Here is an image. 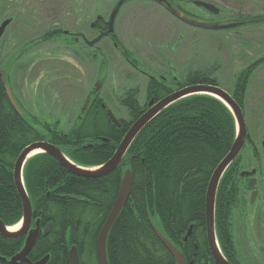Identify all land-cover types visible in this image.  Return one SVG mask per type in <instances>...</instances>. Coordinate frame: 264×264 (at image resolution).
Instances as JSON below:
<instances>
[{"label":"trees","instance_id":"obj_1","mask_svg":"<svg viewBox=\"0 0 264 264\" xmlns=\"http://www.w3.org/2000/svg\"><path fill=\"white\" fill-rule=\"evenodd\" d=\"M141 1L153 3L151 0ZM168 1L192 18L209 21L204 15H194L186 9L187 5L193 7L196 0ZM200 1L217 7H229L230 4L229 9L221 11L219 15L227 12L230 14L227 20L264 15V0ZM195 10L212 16L204 9L196 7ZM30 18L33 17H26V20ZM95 21L98 30H106L105 19ZM258 25L244 28L254 29ZM59 29L54 27L45 32L38 42L60 36L63 33ZM67 32L69 35L72 33ZM63 36L67 37L65 32ZM254 38L252 33L240 42L248 51L258 53ZM117 39L116 34L107 39L112 44L110 49L118 48L123 59L137 67L139 62L130 58ZM36 42L31 41L27 47L21 48L12 57L14 62L26 55H22L25 49L30 46L36 48ZM79 42L72 43L77 55L87 53L96 63L104 60L105 55L99 45L90 48L84 42ZM102 62L104 65L99 77L107 79L108 63L107 60ZM4 63L0 58V70L5 68ZM215 79L209 72L199 69L187 71L184 80L150 77L144 104L140 101L138 89L123 87L118 102L127 117L115 116L120 126L108 116L110 108L99 92L92 97L85 115L81 119L79 116L71 130L65 132L56 130L57 125L53 128L48 124L40 125L36 118L26 112L15 94L10 74L8 83L24 112L21 116L10 103L0 77V220L7 227H14L23 218V205L14 181V167L30 145L46 141L61 149L78 166L100 167L115 155L131 126L148 111L151 100L158 102L194 85L220 87L221 84ZM233 82L234 89L229 93L244 108L250 78L235 76ZM235 139L236 123L230 110L213 97L193 96L175 103L155 118L136 138L118 169L108 176L81 178L69 173L48 154L32 157L24 168L23 176L33 207L32 228H36L39 222L40 235L28 259L37 263L49 256L47 264H70V251L75 247L81 264H99L98 238L117 200L124 173L130 169L134 177L133 188L126 207L108 237L109 264H176L157 237L154 226L184 254L189 264H216L207 240L206 195L214 172L230 153ZM235 165L233 163L222 178L216 203V224L223 254L231 247L229 218L237 196L230 195V185L234 182L231 172ZM192 226L193 232L185 242ZM25 240L26 237L5 239L0 235V258L7 259L6 262L0 261V264H10V260L23 250ZM227 260L231 264H242L236 259Z\"/></svg>","mask_w":264,"mask_h":264},{"label":"rangeland","instance_id":"obj_2","mask_svg":"<svg viewBox=\"0 0 264 264\" xmlns=\"http://www.w3.org/2000/svg\"><path fill=\"white\" fill-rule=\"evenodd\" d=\"M118 1L0 0V25L8 19L13 21L0 41V58L2 63L6 62L4 66L8 68V75L11 74L15 94L26 112L36 118L40 125L48 124L52 128L57 125L56 130L65 132L71 130L85 105L84 98L96 84L100 85L99 92L103 100L118 118L127 117L118 102L123 87L138 89L140 101L144 104L150 77L184 80L187 71L205 70L217 79L222 88L231 92L234 89V73L241 69L244 71L247 66L264 57V24L254 29L242 27L219 31L222 33L191 30L176 22L157 4L133 0L118 15L114 34L130 58L141 63L142 71L133 69L123 59L118 48L113 46L114 49H110L112 44L107 39L112 34L98 44L108 63L105 73L108 78L101 80L99 75L104 60L96 63L87 53L77 55L72 39L63 34L65 31L83 32L89 40L95 39L97 33L89 28L93 27L97 16L107 22ZM185 7L194 15H204L209 21H227L230 16L227 12L219 17L209 16L196 11L195 6ZM229 7L218 8L226 11ZM29 16L33 18L26 20ZM54 27L62 29L63 34L52 37L50 41L38 42L41 35ZM252 33L258 53L248 51L240 42ZM31 41H37L35 44L38 46L25 49L22 55H26L14 62L12 57ZM247 94L244 108L249 118L248 127L260 152L264 143V64L254 69ZM253 153L252 147L248 146L246 161L253 162ZM244 195L249 199V191L246 190ZM247 205V221L239 223L247 228L248 233H242L237 217L233 216V221L239 227V241H242L251 259L236 261L242 264H264V199L260 197L253 209L249 208L248 200Z\"/></svg>","mask_w":264,"mask_h":264},{"label":"water","instance_id":"obj_3","mask_svg":"<svg viewBox=\"0 0 264 264\" xmlns=\"http://www.w3.org/2000/svg\"><path fill=\"white\" fill-rule=\"evenodd\" d=\"M133 0H119L115 7L112 10V13L107 21V31L101 32L95 39L89 40L83 33L78 34L77 36L82 37L85 44L93 48L100 44L104 39L109 38L112 34L115 33V24L118 15L120 14L123 7ZM153 3L157 4L161 8H163L167 13H169L176 20L181 23L192 27L194 29L205 30V31H228L234 30L238 28H242L249 25L262 24L264 23V15H257L252 17H247L245 19H233L227 21H216L209 22L203 21L199 19L192 18L179 9H177L174 5H172L168 0H151ZM193 5L199 9H204L208 11L214 16H219L221 10L215 5L196 0ZM102 17L98 16L97 20H101ZM12 20H6L0 25V41L6 33L8 27L11 25ZM95 24H93L94 28ZM67 34V33H66ZM264 63V57L255 61L250 66V69L256 68ZM0 77L2 78V83L5 86V90L8 96V99L14 109L21 115H24V112L20 108L19 104L14 97L12 89L8 83V68L5 67L3 70H0ZM101 80H104L101 78ZM100 85L96 84V87L93 88L92 92L88 95L85 105L81 109L80 119L83 115H85L86 111L89 108L92 97L99 93ZM193 96H210L213 97L220 102H222L232 113L235 123H236V139L234 145L230 151V153L226 156V158L221 162L216 171L214 172L212 179L210 181L207 195H206V230H207V240L212 253V257L215 260L216 264H231L225 255L222 252L220 247L217 229H216V203H217V195L219 186L222 178L224 177L227 170L231 167V165L237 160L241 152L243 151L247 140L249 139V134L247 130L246 119L243 113L241 106L233 99V97L224 89L211 86V85H194L190 87H186L181 89L168 97L156 102L155 100H151L149 103L148 111L136 122L134 123L120 146L118 147L115 155L104 165L97 168H83L78 166L74 162H72L64 152L57 148L56 146L48 143V142H37L30 145L26 148L23 153L18 158L15 167H14V181L16 184L17 191L22 201L23 205V218L21 220L20 228L17 231H10L11 228L7 227L4 222L0 220V235L5 239H18L22 237H26L25 245L23 250L13 257L10 260V264H47L49 262L50 257L47 256L43 260L32 263L28 259V255L33 250L34 246L40 235V224L36 223V228L32 229L33 223V207L31 200L29 198L28 192L26 190V186L24 183V168L27 162L34 156L38 154H48L53 157L64 169H66L69 173L87 179H97L110 175L114 171L118 169L125 156L127 155L130 147L136 140V138L140 135V133L155 119L157 118L163 111L174 105L175 103L189 98ZM108 116L112 119L113 123L120 126L118 119L115 117L114 113L109 110ZM39 152L36 155L33 153ZM252 173H243L242 176H253ZM133 174L132 171L126 170L124 173V177L121 183V188L117 197L116 202L112 208L110 215L108 216L98 238L97 242V258L99 264H109L108 256H107V241L109 234L111 233L115 223L117 222L119 216L122 211L126 207L131 192L133 188ZM251 185L254 187L255 182L253 181ZM257 192L253 193L252 201L254 202ZM154 231L166 249L173 256L176 264H189L184 254L171 242L169 241L163 233L158 229V227L154 226ZM193 232V226L189 229L187 236L184 241L187 242L188 238L191 236ZM70 264H81L80 258L78 255V251L75 247H73L70 251ZM1 262H6L7 259L0 258ZM193 264V263H191Z\"/></svg>","mask_w":264,"mask_h":264},{"label":"flooded vegetation","instance_id":"obj_4","mask_svg":"<svg viewBox=\"0 0 264 264\" xmlns=\"http://www.w3.org/2000/svg\"><path fill=\"white\" fill-rule=\"evenodd\" d=\"M54 19L56 20L55 17H54ZM93 24H95L94 28L91 26L89 28V30L91 29V31L96 32L97 36L101 32H105L108 29L107 22H106V30L105 31H100L97 29L96 21H94ZM66 32L67 31H65V34H66ZM80 33H83V32H79V33H73L72 32L70 35L67 32L66 35H67V37H70L72 39V43L76 42L77 44H80L79 41L84 42L82 37L77 36ZM130 65L136 71L137 70L139 72L142 71L140 68V66H141L140 64L137 67L135 65H132V64H130ZM251 65L246 67L245 70H248L247 72H245V71H243V69H241L240 71L238 70L237 73H234V75L251 79V76H252L254 69H255V68L250 69ZM169 87H170V84H169ZM169 87L167 86V88H169ZM220 88H222V87L220 86ZM225 91H227V90H225ZM227 92L229 93V91H227ZM88 93H90V92H88ZM229 94L231 95V93H229ZM245 108H242V110H243V113H244V116L246 119L249 139L247 140L243 151L241 152V154L239 155L237 160L234 162L236 165L231 172L232 177L234 176V182L231 183V185H230L231 186L230 195L231 196H237V199L234 201V210L231 212V216L229 218L230 220H229L228 234H229V237L231 238V247L229 248L227 253L224 252V254L226 255L225 257L227 259H251L248 252L244 250V246H242V241H239V234H240L239 227H242V229H243L242 233H245L247 231V228L245 229V226L241 225L239 223V221H241L243 223L245 222V220L247 221V215H248L247 200L249 202V208L251 207L253 209L256 207L255 206L256 202L258 201V199L260 197H263V199H264V160L262 159V157L264 155V143L261 145L262 149L259 152L258 146L255 144V142H253V139L251 137V133L249 131L248 122H247V121H249V118H248V114L246 113L247 111ZM248 146H251L253 151L255 152L252 155L253 159H251V160H253V162H250V160L246 161V159H245V152H246V149ZM254 162L257 163L258 165L255 166ZM252 172H254L253 176H244V177L242 176L243 173H252ZM253 181L255 182L254 187L251 185V183ZM246 190L249 191V193H250L249 199H246V197L244 195ZM254 192H257L258 194H257V196L253 202L252 196H253ZM233 216H234V218L237 217L238 223L240 224L239 227L236 225V223H235L236 221L235 222L233 221ZM254 219H255V217H254ZM32 229H35V228H32ZM216 229H217V236H218L219 231H218L217 224H216ZM247 233H248V231H247ZM240 238H241V236H240ZM218 240H219V236H218ZM262 251H263V259H264V246L262 247Z\"/></svg>","mask_w":264,"mask_h":264},{"label":"bare ground","instance_id":"obj_5","mask_svg":"<svg viewBox=\"0 0 264 264\" xmlns=\"http://www.w3.org/2000/svg\"><path fill=\"white\" fill-rule=\"evenodd\" d=\"M37 153H39V152L33 153L32 156L36 155ZM19 228H20V225H17V226L11 227L10 231H17Z\"/></svg>","mask_w":264,"mask_h":264}]
</instances>
